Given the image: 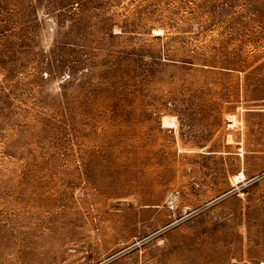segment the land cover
Instances as JSON below:
<instances>
[{"label":"rangeland","instance_id":"374dc122","mask_svg":"<svg viewBox=\"0 0 264 264\" xmlns=\"http://www.w3.org/2000/svg\"><path fill=\"white\" fill-rule=\"evenodd\" d=\"M0 264H264V0H0Z\"/></svg>","mask_w":264,"mask_h":264},{"label":"bare ground","instance_id":"6f19581e","mask_svg":"<svg viewBox=\"0 0 264 264\" xmlns=\"http://www.w3.org/2000/svg\"><path fill=\"white\" fill-rule=\"evenodd\" d=\"M228 122L235 125L237 122L236 116H234V115L229 116ZM164 123H165V125H168L170 122L165 120ZM245 180H246V176H245L244 172H239L237 175L234 176V182L237 184L243 183V182H245Z\"/></svg>","mask_w":264,"mask_h":264}]
</instances>
